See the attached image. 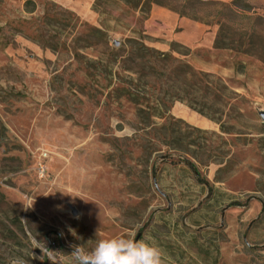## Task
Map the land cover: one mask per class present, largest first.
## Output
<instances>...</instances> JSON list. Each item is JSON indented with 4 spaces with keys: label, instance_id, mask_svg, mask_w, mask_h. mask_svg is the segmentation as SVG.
Listing matches in <instances>:
<instances>
[{
    "label": "rangeland",
    "instance_id": "obj_1",
    "mask_svg": "<svg viewBox=\"0 0 264 264\" xmlns=\"http://www.w3.org/2000/svg\"><path fill=\"white\" fill-rule=\"evenodd\" d=\"M26 1L0 0V264L133 233L264 264V0Z\"/></svg>",
    "mask_w": 264,
    "mask_h": 264
},
{
    "label": "clouds",
    "instance_id": "obj_2",
    "mask_svg": "<svg viewBox=\"0 0 264 264\" xmlns=\"http://www.w3.org/2000/svg\"><path fill=\"white\" fill-rule=\"evenodd\" d=\"M71 264H163L164 253L150 240L135 234L96 240L93 248L74 245Z\"/></svg>",
    "mask_w": 264,
    "mask_h": 264
},
{
    "label": "trees",
    "instance_id": "obj_3",
    "mask_svg": "<svg viewBox=\"0 0 264 264\" xmlns=\"http://www.w3.org/2000/svg\"><path fill=\"white\" fill-rule=\"evenodd\" d=\"M29 3H32V1H31V0H27V1H26V5L29 4ZM232 5H234V6H236V7H239V6L236 4V1H235V0L232 2ZM248 8H249V5H245L244 7H242L243 10H247ZM180 13H181V14H184V12H182V11H181ZM135 42H136V41H135ZM141 47H142L143 50L147 51V54H148V57H149V58L153 57V52H154V50H152V49L149 48V47H146V45H145L143 42H141ZM185 67L188 68V65H185ZM186 71H187V70H186ZM186 71H185V73H186Z\"/></svg>",
    "mask_w": 264,
    "mask_h": 264
},
{
    "label": "crops",
    "instance_id": "obj_4",
    "mask_svg": "<svg viewBox=\"0 0 264 264\" xmlns=\"http://www.w3.org/2000/svg\"><path fill=\"white\" fill-rule=\"evenodd\" d=\"M58 1H61V2H63L66 5L69 4L71 7L74 8L75 6L72 5V3H74V2L78 3V2H81V1H84V0H58ZM222 1L226 2V1H232V0H222Z\"/></svg>",
    "mask_w": 264,
    "mask_h": 264
},
{
    "label": "water",
    "instance_id": "obj_5",
    "mask_svg": "<svg viewBox=\"0 0 264 264\" xmlns=\"http://www.w3.org/2000/svg\"><path fill=\"white\" fill-rule=\"evenodd\" d=\"M262 118L264 119V112L261 113Z\"/></svg>",
    "mask_w": 264,
    "mask_h": 264
}]
</instances>
